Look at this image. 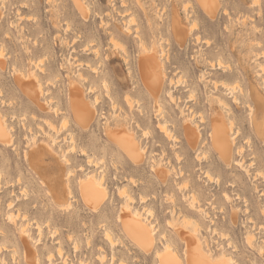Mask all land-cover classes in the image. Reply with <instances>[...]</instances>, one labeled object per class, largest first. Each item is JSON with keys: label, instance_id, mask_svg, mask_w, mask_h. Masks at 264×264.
I'll return each mask as SVG.
<instances>
[{"label": "rangeland", "instance_id": "1", "mask_svg": "<svg viewBox=\"0 0 264 264\" xmlns=\"http://www.w3.org/2000/svg\"><path fill=\"white\" fill-rule=\"evenodd\" d=\"M218 4L210 18L197 0H0V264H160L167 246L187 264L180 231L213 264H264V132L251 123L264 100V0ZM142 57L161 68L157 98ZM24 78L41 84L44 111ZM73 87L95 111L88 125L70 109ZM213 121L232 128L230 163L211 146ZM110 132L132 137L141 159ZM92 178L106 194L95 209L81 193ZM123 212L152 228L149 250Z\"/></svg>", "mask_w": 264, "mask_h": 264}, {"label": "bare ground", "instance_id": "2", "mask_svg": "<svg viewBox=\"0 0 264 264\" xmlns=\"http://www.w3.org/2000/svg\"><path fill=\"white\" fill-rule=\"evenodd\" d=\"M197 1H198L199 5L202 7L204 13L208 17H210V18L215 17V15L219 9L218 0H197ZM83 9H84V7H83ZM174 24H175V22H174ZM174 31L176 32V35H177L179 41L180 42L184 41L182 38L183 36L181 35L182 30L178 29L177 24H175V26H174ZM154 63H156V59H154L152 57H149V58L142 57V58H140V61H139V70H140L141 79H142L144 85L149 89L148 91H150L152 93L154 98H157L160 95V92L162 89L163 79H162L161 68L159 66L155 65ZM3 67H4L3 63H0V69H3ZM23 76H24V74H23ZM23 76H22V78H23ZM26 79L27 78H24V80L21 79L19 81L20 82L19 86L26 91L27 95L31 98L30 100L37 107H39L41 110L44 111L46 108H44V106H42L40 104V101H39V97H40V95H42L41 94V88H40L41 84L38 85V82H36V79L35 80H26ZM230 95H232V94H230ZM84 98H85L84 93H82L79 89H77L75 87L71 88V90L69 92V104H70V109L72 111V114H74V116L77 118V120L79 122H82L83 124L88 125L93 120L95 111H93V109L90 108L89 104H87L84 101ZM218 102H219V100H218ZM257 113H261L264 117V100L262 99V97H259L258 101L256 102L255 108L251 109V117H252L251 123L253 124L255 130L257 132H260V134H261L262 130L264 132V127H263V122H261L260 124L257 123ZM4 125H5V123H4ZM66 125H64V126L66 127ZM5 127H6V125H5ZM160 128H161V126L159 127V129ZM162 128H163L162 132L164 134H166V135L170 134L169 132H168L169 133L168 134L167 131L164 130V127H162ZM231 130H232V128H231ZM231 130H230L229 126L226 125L225 123H223L221 121H213L212 125H211L210 134H209V137L211 139V146L214 148V150L218 153L219 157L223 161L229 162V163L232 161L233 154H234L233 147L235 145V141H234L235 139L232 136ZM0 131H1L0 132V142H2V143L9 142L6 140V133L1 128V126H0ZM184 135H185L186 140L188 141V144L191 148H195L199 144L200 136L198 134V131H197V129L193 128L191 125H186L184 127ZM108 139L110 141L116 142L118 147L121 150L125 151L132 159H134V160H140L141 159L140 153L138 152L139 151L138 145L136 144V142L133 140L132 137H130V136H128L122 132H112V133L110 132L108 134ZM240 151H238V152H240ZM240 153H242V152H240ZM164 173H165V171L164 172L161 171L158 173V176H160V178H162V180L164 179V176H165ZM260 175H263V174L260 173ZM92 179L94 180V178H92ZM93 180H91L92 181L91 183H88V184L83 183L81 185V193H82L83 198L85 200H87L86 202L93 200V199L94 200L95 199L96 200L97 199L102 200L104 198V196H106V194H104L105 191L103 190L104 191L103 192L101 190L102 188L100 189L101 184H99V182H101V181H98L96 179L94 181ZM98 202H97V204H99ZM90 205H92V204H90ZM92 207H93V209L96 208L95 205H92ZM135 215L130 216L129 214H127V212H123V214L119 218L120 223L122 224V226H123L124 230L126 231V233L128 234V236L130 235L131 238L134 239V241L137 243V245L141 246L144 249L149 250L150 247L152 246V242H153L152 228H148L140 222L139 219H140L141 215H139L137 212H135ZM183 222H184V220H183ZM189 224H191V223L187 224V222H186V224H183V225L186 227V225H189ZM178 235L180 237H183L182 240L185 243L186 250H185L184 256H185L187 264H213V262L208 258V255L206 254V252L204 253V250H202V248L200 247V244H199V241L197 240V238H194L193 236L185 234L184 232H181V231L178 232ZM165 248H167V249L164 250L163 254L159 255L160 264H179L178 261L176 260V257H174V255L171 254L170 250L168 249V246ZM224 258L226 259V257H224ZM228 263H230V262H228ZM228 263H226L224 261V264H228Z\"/></svg>", "mask_w": 264, "mask_h": 264}]
</instances>
